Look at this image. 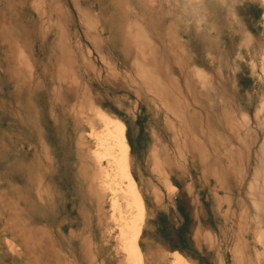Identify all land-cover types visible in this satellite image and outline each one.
Returning a JSON list of instances; mask_svg holds the SVG:
<instances>
[{
    "label": "rangeland",
    "instance_id": "1",
    "mask_svg": "<svg viewBox=\"0 0 264 264\" xmlns=\"http://www.w3.org/2000/svg\"><path fill=\"white\" fill-rule=\"evenodd\" d=\"M112 261L264 264V0H0V264Z\"/></svg>",
    "mask_w": 264,
    "mask_h": 264
},
{
    "label": "bare ground",
    "instance_id": "2",
    "mask_svg": "<svg viewBox=\"0 0 264 264\" xmlns=\"http://www.w3.org/2000/svg\"><path fill=\"white\" fill-rule=\"evenodd\" d=\"M81 14V13H80ZM83 17V16H82ZM85 18V17H84ZM79 20H81V19H79ZM83 20V19H82ZM84 21V20H83ZM83 21H81L82 23H83V26H84V24H85V21L83 22ZM42 23V22H41ZM135 26V25H134ZM100 32H101V30H100ZM126 35V34H125ZM131 35V34H130ZM170 36V35H169ZM131 37V36H130ZM59 39V38H58ZM131 39H133V38H131ZM130 39V40H131ZM88 40V39H87ZM133 41V40H132ZM90 43V42H89ZM133 45V44H132ZM137 45V44H136ZM62 46V45H61ZM142 46V45H141ZM140 49V48H139ZM143 50V49H142ZM136 51V50H135ZM139 51V50H138ZM140 52V51H139ZM143 53V52H142ZM89 54V53H88ZM145 54V53H144ZM136 56V55H135ZM139 55H137L136 57L138 58V59H140V57H138ZM149 56V55H148ZM136 58V59H137ZM143 58H144V56H143ZM149 58V57H148ZM151 59V58H150ZM58 67V66H57ZM137 67V66H136ZM135 67V68H136ZM58 69V68H57ZM133 69V68H132ZM137 69V68H136ZM138 70H140V69H138ZM108 71V70H107ZM137 71V70H136ZM182 71V70H181ZM142 72V71H141ZM57 73V72H56ZM111 73V72H110ZM150 75V74H149ZM149 75H147V76H149ZM77 80V79H76ZM43 81H45V80H43ZM46 82V81H45ZM71 85V84H70ZM142 85V84H141ZM69 87V86H68ZM139 88V87H138ZM158 88V87H157ZM160 88V87H159ZM146 90H148V89H146ZM145 91V90H144ZM155 91V90H154ZM43 92V91H42ZM165 92V91H164ZM162 93V92H161ZM83 95V94H82ZM165 96H168V94L166 93V95ZM163 97V96H162ZM45 98V97H44ZM169 98V97H168ZM84 99V98H83ZM166 99H167V97H166ZM81 100V99H80ZM67 101V100H66ZM161 101V100H160ZM163 103V102H162ZM168 103V102H167ZM166 103V104H167ZM73 104V103H72ZM169 104V103H168ZM74 105V104H73ZM72 106V105H71ZM83 107V106H82ZM170 107V106H169ZM52 109V108H51ZM171 109V108H170ZM183 109V108H182ZM81 110V109H80ZM83 110V109H82ZM172 111V110H171ZM77 113V112H76ZM234 114V113H233ZM51 115V114H50ZM53 117V116H52ZM73 119V118H72ZM86 120V119H85ZM84 120V121H85ZM83 121V120H82ZM73 122V121H72ZM114 122H115V124H114ZM110 123V122H109ZM76 124V123H75ZM74 124V125H75ZM83 125V124H82ZM106 125V124H105ZM109 125V124H108ZM75 127V126H74ZM108 127V126H107ZM70 128H71V126H70ZM71 130V129H70ZM74 130V129H73ZM62 132V131H61ZM74 132V131H73ZM72 132V133H73ZM107 133H109V135H110V139H111V142L114 144V146H116L117 147V155H116V162L119 164V165H122L123 166V169H121V167H120V169L122 170V172L124 171V176H126V177H124L125 179H127L128 180V182L126 181V183H128V185H127V189H126V195H127V200H128V203H127V208H128V213H130V215L132 214V216L134 217V215L135 214H141V212L143 211V207H144V205H143V202H142V199L139 197V195H138V193H137V190H136V184H135V181H134V178H132L131 176H130V174L128 173L129 171H128V167H129V151H130V147H129V144H128V142H127V140H126V137H125V126L122 124V123H120V122H118V121H116V120H113V128H112V130H110L109 132L107 131ZM179 135V134H178ZM74 136V135H73ZM100 136V135H99ZM93 137H95V136H93ZM173 137H174V135H173ZM180 137V136H179ZM77 138V137H76ZM80 139V138H79ZM179 139V138H178ZM203 139V138H202ZM169 140H170V144H171V147L173 148V149H175L176 150V152H179L180 150H179V148H178V145H180L179 144V141H176V142H174V140H173V138H169ZM180 140V139H179ZM204 140V139H203ZM70 141V140H69ZM183 142H182V145H186V141H187V138H184V140H182ZM76 142V141H75ZM81 142V141H80ZM82 142H84V141H82ZM180 142H181V140H180ZM185 142V143H184ZM197 143L196 141H192V143ZM89 143V142H88ZM184 143V144H183ZM80 144V143H79ZM83 144V143H82ZM86 144V143H85ZM70 145V144H69ZM88 145V144H87ZM199 145V144H198ZM99 146H101V145H99ZM158 146V145H157ZM160 146H162L161 144H160ZM187 146V145H186ZM191 146V145H190ZM82 147V146H81ZM84 147V146H83ZM82 147V148H83ZM86 147V146H85ZM183 147V146H182ZM192 147V146H191ZM195 147H196V145H195ZM163 148V147H162ZM199 148V147H198ZM182 149H184V148H182ZM187 149V148H186ZM200 149V148H199ZM151 150H152V148H151ZM161 150V149H160ZM163 150H165V146H164V148H163ZM167 150V149H166ZM178 150V151H177ZM217 150V149H216ZM157 151V150H156ZM201 151V150H200ZM214 152V151H213ZM153 153V152H152ZM151 153V155L152 156H154L155 154L153 153L152 154ZM159 153V152H158ZM164 153V152H163ZM162 153V150H161V152H160V155H162V162H167L168 160H169V157H168V153L166 154H163ZM182 153V152H181ZM96 155L97 154H95V157H96ZM157 155V154H156ZM236 155V154H235ZM104 156V155H103ZM151 156V157H152ZM158 156H159V154H158ZM110 157V156H109ZM98 158V157H97ZM100 158H102V156L100 157ZM179 158V157H178ZM102 159H104V158H102ZM189 159H191V158H189ZM88 161V160H87ZM99 161V160H98ZM189 161V160H188ZM193 161V160H192ZM100 162V161H99ZM107 163V162H106ZM156 163V162H155ZM153 164L154 165V167H155V165L157 164ZM102 164V163H101ZM176 164V163H175ZM98 165V164H97ZM117 166V165H116ZM158 166H160L159 164H158ZM130 168V167H129ZM156 168V167H155ZM161 168V167H160ZM100 169V168H99ZM152 170V169H151ZM158 170V169H157ZM75 171V170H74ZM154 172H155V170H154ZM158 172V171H157ZM159 173H160V170H159ZM158 173V174H159ZM161 173H163L162 171H161ZM164 174V173H163ZM156 175H157V173H156ZM162 175V174H161ZM165 175V174H164ZM163 175V177H165ZM113 177V176H112ZM134 177V176H133ZM159 177V180H161L159 183H161V184H165V181H164V179L165 178H161L160 176H158ZM76 178V177H75ZM92 178V177H91ZM156 178V177H155ZM74 182V181H73ZM153 182V181H152ZM143 183V182H142ZM74 184V183H73ZM92 184V183H91ZM90 189V188H89ZM91 190V189H90ZM92 191V190H91ZM97 196V195H96ZM79 198V197H78ZM80 199V198H79ZM81 200V199H80ZM113 201V200H112ZM99 206V205H98ZM98 206H97V208H98ZM112 208H113V206H112ZM126 208V207H125ZM100 220H102L101 218H100ZM90 221V220H89ZM132 220H130L129 222H131ZM91 222V221H90ZM99 223V222H98ZM125 223V222H124ZM126 225H127V223H126ZM122 232V231H121ZM136 235L137 234H135V233H133V237H131V238H129V241H127V243H129L130 245H127V243L125 242L124 244H123V246H121V248L123 249V252H124V254L122 255V256H124V255H126L128 258H130V259H132V260H137V259H139L140 258V250H139V242L138 241H136ZM203 237V236H202ZM97 250H100L99 252L101 253V251H102V246L101 247H99V248H97ZM160 259L161 260H163L164 258H163V256H160ZM140 260V259H139ZM129 261V260H128ZM136 262V261H135ZM139 261H137V263H138ZM118 263V262H117ZM116 262L114 263L113 261L112 262H109L108 264H117ZM128 263V262H127ZM134 263V262H133ZM120 264H121V262H120ZM165 264V263H164Z\"/></svg>",
    "mask_w": 264,
    "mask_h": 264
},
{
    "label": "trees",
    "instance_id": "3",
    "mask_svg": "<svg viewBox=\"0 0 264 264\" xmlns=\"http://www.w3.org/2000/svg\"><path fill=\"white\" fill-rule=\"evenodd\" d=\"M183 230H184V227H182L181 229H180V237H181V233L183 232Z\"/></svg>",
    "mask_w": 264,
    "mask_h": 264
}]
</instances>
